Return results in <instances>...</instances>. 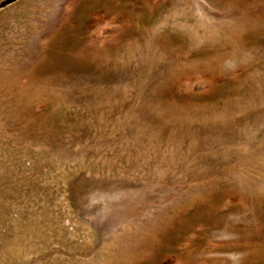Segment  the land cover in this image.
I'll return each instance as SVG.
<instances>
[{
  "label": "rangeland",
  "instance_id": "374dc122",
  "mask_svg": "<svg viewBox=\"0 0 264 264\" xmlns=\"http://www.w3.org/2000/svg\"><path fill=\"white\" fill-rule=\"evenodd\" d=\"M0 264H264V0H0Z\"/></svg>",
  "mask_w": 264,
  "mask_h": 264
}]
</instances>
